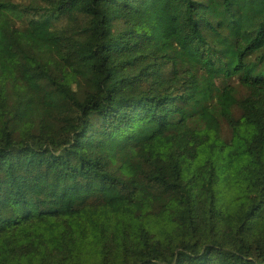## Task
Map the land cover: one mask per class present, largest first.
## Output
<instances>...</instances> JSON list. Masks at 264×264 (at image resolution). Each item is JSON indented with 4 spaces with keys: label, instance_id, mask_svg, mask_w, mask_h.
Returning a JSON list of instances; mask_svg holds the SVG:
<instances>
[{
    "label": "trees",
    "instance_id": "obj_1",
    "mask_svg": "<svg viewBox=\"0 0 264 264\" xmlns=\"http://www.w3.org/2000/svg\"><path fill=\"white\" fill-rule=\"evenodd\" d=\"M0 264H264V0H0Z\"/></svg>",
    "mask_w": 264,
    "mask_h": 264
}]
</instances>
